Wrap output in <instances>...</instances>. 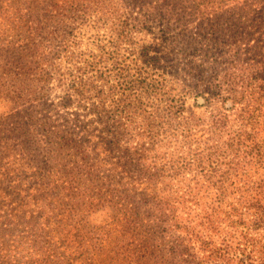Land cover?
Returning a JSON list of instances; mask_svg holds the SVG:
<instances>
[{
  "label": "rangeland",
  "instance_id": "1",
  "mask_svg": "<svg viewBox=\"0 0 264 264\" xmlns=\"http://www.w3.org/2000/svg\"><path fill=\"white\" fill-rule=\"evenodd\" d=\"M108 1V14L129 18L137 44L130 77L138 78V64L143 83L175 87L186 115L229 118L232 129L242 116L264 118V0ZM65 7L0 0V264H227L199 240L218 236L201 226L186 196L187 185L207 182L191 161L176 164L188 150L156 144V137L132 139L110 113L105 125L91 112L101 100L97 61L111 52L104 36L115 16L105 26L102 6ZM91 62L98 65L93 73ZM207 138L194 132L186 149ZM154 147L161 160L129 164L138 157L133 152ZM229 169L220 166L219 176L229 179ZM237 172L244 174L235 184L239 196L221 201L218 213L243 214L253 228L245 185L262 181L264 167ZM256 231L249 236L259 239Z\"/></svg>",
  "mask_w": 264,
  "mask_h": 264
},
{
  "label": "trees",
  "instance_id": "2",
  "mask_svg": "<svg viewBox=\"0 0 264 264\" xmlns=\"http://www.w3.org/2000/svg\"><path fill=\"white\" fill-rule=\"evenodd\" d=\"M56 2L62 7L68 6L67 10L72 13L87 12L94 7L102 6L106 8L103 10L105 26L108 25L109 19L115 16L112 29L110 28L111 34L104 36L111 52L108 54L105 52L97 61L103 68L97 76L102 83L99 91L101 100L91 112L99 116V123L108 124L104 119L106 114L110 113L108 119L117 125L118 129L123 130V135L140 140L156 137V144L166 145L175 142V146L188 150V156L181 155L175 158L176 164L183 166L190 164L189 161H191L192 166L196 165L202 179L206 178L207 182L201 183L202 180H198L196 186L187 185L186 196L192 197L195 201L201 226L218 236L217 239L214 238L215 241H212L205 240L208 238L199 235L202 246H214L215 249L210 256L224 260L227 264L234 261L240 264H255L259 260L262 263L264 261V179L257 185H245L248 186L246 199L251 200V204L247 206V214L252 213L255 216L251 224L254 229L250 228V221L246 220L243 214L238 220L233 219L231 214H227V217L220 216L217 205L224 199L239 196L235 184L242 181L244 174L243 172L233 174L234 171L247 170L249 166L264 167V118L242 116L239 119L238 128L232 129L229 118L215 116L206 120L197 117L194 113L186 115L185 97L181 92L176 97L170 91L177 90L175 87L167 83H143V79L138 78L141 77V73L146 72L138 64L133 75V77L138 75V78L130 77L133 70V60L130 56L136 52L137 44L130 33L129 18L123 15L117 17L113 13L108 14L110 12L107 8L108 0H56ZM104 55H110V58L105 59ZM97 58L94 57V59ZM110 60L112 63H108ZM97 63L88 64L89 73L96 71ZM92 77L88 78L87 83H92ZM92 84L85 87L93 88ZM166 88L168 92L164 90ZM182 92L186 93V91ZM111 98L112 101L108 103ZM148 104L152 105H149V110L146 108L147 112L143 110V107H147ZM108 106H111V109H108ZM142 112L148 113V116H144ZM112 114H115V117H112ZM177 119L180 122L174 128V120ZM156 120L163 122L164 132L160 125L162 122L158 123ZM247 128H250V131H247ZM172 129L174 133H171ZM200 130L208 135V142L202 147L198 145L196 149L189 147L186 149V144L194 132ZM104 131H107L106 127ZM155 150L154 147L133 152L138 157L131 159L129 164L134 168L140 165V160L148 161L150 157L161 160L162 157L156 155ZM130 151L127 149L126 152L130 154ZM222 165L230 168L227 173L230 176L229 179H222L219 176V167ZM142 170L143 168H138V171L142 172ZM238 201L241 202L239 198ZM232 209L233 211L238 209L235 212L240 211L238 207H232ZM226 222L227 227L231 225L232 229H236L235 224L241 226L243 233L238 230L239 233L225 232V227L223 228L222 225ZM254 230H257L256 233L262 230V233L257 236L259 239L249 236ZM217 242L220 243L219 246L216 245ZM258 247H262V251L256 250Z\"/></svg>",
  "mask_w": 264,
  "mask_h": 264
}]
</instances>
